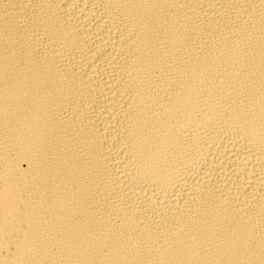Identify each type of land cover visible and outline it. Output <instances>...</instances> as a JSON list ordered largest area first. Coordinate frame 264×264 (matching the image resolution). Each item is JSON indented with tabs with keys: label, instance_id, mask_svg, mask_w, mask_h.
<instances>
[{
	"label": "bare ground",
	"instance_id": "1",
	"mask_svg": "<svg viewBox=\"0 0 264 264\" xmlns=\"http://www.w3.org/2000/svg\"><path fill=\"white\" fill-rule=\"evenodd\" d=\"M0 264H264V0H0Z\"/></svg>",
	"mask_w": 264,
	"mask_h": 264
}]
</instances>
